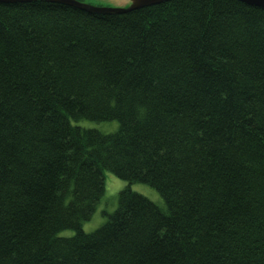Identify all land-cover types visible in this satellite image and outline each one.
<instances>
[{"label":"trees","instance_id":"obj_1","mask_svg":"<svg viewBox=\"0 0 264 264\" xmlns=\"http://www.w3.org/2000/svg\"><path fill=\"white\" fill-rule=\"evenodd\" d=\"M0 264H264V9L0 4Z\"/></svg>","mask_w":264,"mask_h":264},{"label":"rangeland","instance_id":"obj_2","mask_svg":"<svg viewBox=\"0 0 264 264\" xmlns=\"http://www.w3.org/2000/svg\"><path fill=\"white\" fill-rule=\"evenodd\" d=\"M81 3L89 4L93 6H103V7H124L127 5L125 0H78ZM125 2V3H123ZM80 127L83 128H92L96 129L102 133H114L118 124L116 122L110 123H89V122H81L79 123ZM104 181H105V192L103 198L101 199L95 213L91 217V219L84 223L82 226V230L86 234H90L100 228L103 224L106 223L107 218L103 213L112 214L118 205L117 195L120 191L125 189L128 184L125 181L117 179L112 174L105 172L104 173ZM132 192H135L144 198L148 199L152 203L156 204L160 209L164 210V204L160 196L156 191L151 189L150 187L143 184H132L130 186ZM73 232L65 231L61 233V236H72Z\"/></svg>","mask_w":264,"mask_h":264},{"label":"water","instance_id":"obj_3","mask_svg":"<svg viewBox=\"0 0 264 264\" xmlns=\"http://www.w3.org/2000/svg\"><path fill=\"white\" fill-rule=\"evenodd\" d=\"M125 1L127 2V5L124 7L93 6V5L81 3L77 0H0V4L18 5V4H28L35 2H44V3L68 6L74 9L84 11L88 14L117 15V14L128 13L134 10L157 6L174 0H125ZM234 1L243 3L247 6L264 9V0H234Z\"/></svg>","mask_w":264,"mask_h":264},{"label":"bare ground","instance_id":"obj_4","mask_svg":"<svg viewBox=\"0 0 264 264\" xmlns=\"http://www.w3.org/2000/svg\"><path fill=\"white\" fill-rule=\"evenodd\" d=\"M123 3H125V2H123Z\"/></svg>","mask_w":264,"mask_h":264}]
</instances>
